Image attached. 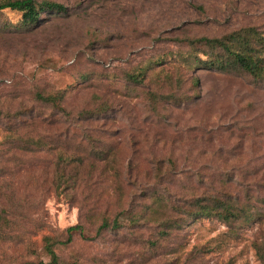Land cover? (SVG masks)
<instances>
[{"label": "rangeland", "instance_id": "1", "mask_svg": "<svg viewBox=\"0 0 264 264\" xmlns=\"http://www.w3.org/2000/svg\"><path fill=\"white\" fill-rule=\"evenodd\" d=\"M36 1L68 12L29 30L0 13V264L48 263L45 239L77 224L92 240L58 245L61 264H264V82L199 65L190 44L264 35V0ZM62 93V112L40 98ZM224 184L259 198L260 221L188 216Z\"/></svg>", "mask_w": 264, "mask_h": 264}, {"label": "trees", "instance_id": "2", "mask_svg": "<svg viewBox=\"0 0 264 264\" xmlns=\"http://www.w3.org/2000/svg\"><path fill=\"white\" fill-rule=\"evenodd\" d=\"M6 10L22 14L21 25L25 30L37 27L42 21L41 15L45 12L55 13L57 15H65L68 12L67 8L63 5L51 2L37 3L36 0H6L0 3V13ZM190 44L192 47H195V45H202L208 50L207 53L206 51L204 53L202 51L197 52L196 50L195 57L199 59V65L202 64L208 69H213L221 73L234 71L245 73L256 80L264 82V35L259 33L256 29H243L218 39L201 38L198 41H191ZM199 53H202L207 59H201L198 55ZM190 66L197 67L198 65L191 64ZM142 75L143 74H141L139 78ZM130 78L131 80L134 79V77ZM40 98H42L45 103L52 104L61 112L63 111L62 107L58 106L65 99L64 93L58 97L44 98L40 96ZM34 144L38 145L37 142H34ZM81 148V143L79 141L65 154L71 156L67 158L68 164H83L84 160L80 157V155H82L80 153V151H82ZM98 155L108 154L106 150H102ZM99 158L101 161L106 160L104 156H99ZM59 172L61 184L62 180L64 181L68 175H66V170H64L62 166ZM73 177L77 179V173L73 175ZM224 188L223 190H211L209 194L206 192L200 197L195 198L194 201L191 202L190 211H186L188 216L194 220L218 219L228 226L238 222L250 226L260 221L261 214L257 205V200L259 201V198H256L254 194L252 195L249 192L243 193L239 189L229 191L225 184ZM162 193L163 192H157L155 195L149 198L147 197V199L153 200L154 202L168 201L166 195ZM119 218V216H116L112 224L104 218L96 231L95 238L101 236L103 232L110 228L113 230L120 229L121 223L119 222ZM135 223L136 221L134 220V224ZM76 237L88 241L92 240L85 235V227L81 224L71 226L67 229V240L64 242L46 238V252L50 259L46 264H61L62 261L57 253V246L72 245ZM255 250L258 257L264 263V243L255 245ZM40 264L44 263L41 262Z\"/></svg>", "mask_w": 264, "mask_h": 264}]
</instances>
